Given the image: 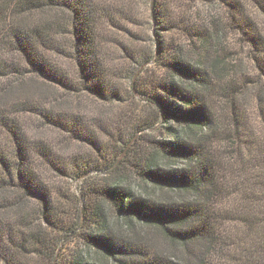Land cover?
I'll return each instance as SVG.
<instances>
[{
  "label": "trees",
  "instance_id": "1",
  "mask_svg": "<svg viewBox=\"0 0 264 264\" xmlns=\"http://www.w3.org/2000/svg\"><path fill=\"white\" fill-rule=\"evenodd\" d=\"M218 1L226 21L142 54L121 0H0V264H61L69 236L93 264H264V25L245 5L264 21V0ZM124 93L144 104L131 122Z\"/></svg>",
  "mask_w": 264,
  "mask_h": 264
},
{
  "label": "rangeland",
  "instance_id": "2",
  "mask_svg": "<svg viewBox=\"0 0 264 264\" xmlns=\"http://www.w3.org/2000/svg\"><path fill=\"white\" fill-rule=\"evenodd\" d=\"M121 1L123 10L120 15L118 14L116 16V20H118V18H123L122 20L127 19L130 21L126 22L125 24L122 23V25H125V29H127L129 33L128 35L134 37V45L136 46L135 50L142 54L147 53L154 48V35H152L153 33L163 36L166 41L171 39L178 40L179 38L183 39V35H185V29L187 27H199V23L207 20V18H209L210 16H217L223 18V21H226L228 13V11L225 10L226 7L223 6L218 0H157L161 5H163V17L162 21L158 23V25H154L149 18L148 11L152 0ZM245 5L247 11L255 16L260 28H262V25H264L262 16L256 10H252L251 5L250 7L247 6V4ZM116 20L115 22L117 23ZM228 34L231 35L230 32ZM133 39L126 41L124 44L131 45L130 41ZM236 47L238 49L242 48L239 44H237ZM244 63L248 64L246 61H244ZM249 67L251 68L252 73H254V76H256V72L252 69L251 64ZM148 68L151 70L149 72V75L152 74L151 76L161 74V70L156 66L152 65L148 66ZM254 76L252 74V77ZM116 82L122 83V85H125V87H127L126 85H128V80L123 78L117 80ZM124 94L123 98L129 99L127 102H122V104H120L121 107L118 111L123 113L125 120L127 119L131 122V118L133 120L137 117L138 114L142 113L141 108H143L142 105L144 104L137 98H134L135 100H133L128 94ZM244 102L246 115L249 120L252 121L255 117V104L250 100ZM113 129H116L115 126H113ZM153 135L157 137H165V134L162 133H153ZM228 144L229 143H227V145ZM227 145L224 146L228 148ZM228 149L231 151V148ZM102 177L106 176L98 174L89 176V184L91 185V183H99L100 178ZM80 182L81 180H64L63 183L58 182L64 188V194L67 191V196L63 199H60L59 203L64 206V208L62 209L68 214L76 213V206L78 202L76 200L75 190L78 188ZM58 197L61 196L59 195ZM104 207L109 208V205L104 204ZM112 211L110 212L108 209L106 210L107 216L109 218L108 233L110 232V235H112L115 239H120L119 241H121L122 237H124V235H127L126 229L122 227L121 220L117 218L114 215L115 213ZM89 232H93V228H89ZM60 248L59 258L61 264H67L68 260L70 259V255L74 254V252H77V254L82 253L89 264H93L96 262L97 256L93 249L89 248L88 250L87 246H84L82 240L77 239V237L69 236L67 238H64V240L61 242Z\"/></svg>",
  "mask_w": 264,
  "mask_h": 264
}]
</instances>
